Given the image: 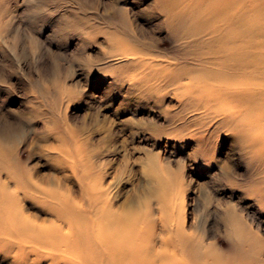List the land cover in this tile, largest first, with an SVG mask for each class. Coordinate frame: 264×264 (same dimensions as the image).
Returning a JSON list of instances; mask_svg holds the SVG:
<instances>
[{
    "label": "rangeland",
    "instance_id": "1",
    "mask_svg": "<svg viewBox=\"0 0 264 264\" xmlns=\"http://www.w3.org/2000/svg\"><path fill=\"white\" fill-rule=\"evenodd\" d=\"M159 2L0 0V193L54 229L42 191L86 210L99 190L116 214L178 231L195 264H264V122L247 130L209 100L218 67H199ZM16 242L0 264H64Z\"/></svg>",
    "mask_w": 264,
    "mask_h": 264
},
{
    "label": "bare ground",
    "instance_id": "2",
    "mask_svg": "<svg viewBox=\"0 0 264 264\" xmlns=\"http://www.w3.org/2000/svg\"><path fill=\"white\" fill-rule=\"evenodd\" d=\"M159 3L168 30L195 47L191 54L199 67H218L210 76L216 86L207 92L209 100L230 105L224 109L229 115L230 108L237 111L235 116L243 112L245 129H257L264 122V0ZM176 26L185 27L183 31L180 28L181 35ZM149 60L154 63L150 67L159 66V60ZM11 160L14 169L9 174L22 181L27 177L26 170L14 154ZM27 185L28 179L23 188ZM1 190L0 246L4 240L31 247L41 245L64 264H195L189 258L188 240L178 231L161 223L158 232L155 221L147 216L116 214L107 201L103 202L99 190L90 195L86 210L66 195L42 191L50 203L47 208L61 223L54 229L51 225L37 228L22 212L15 192ZM63 226H67L66 231ZM235 254L227 262L244 263L242 255Z\"/></svg>",
    "mask_w": 264,
    "mask_h": 264
}]
</instances>
